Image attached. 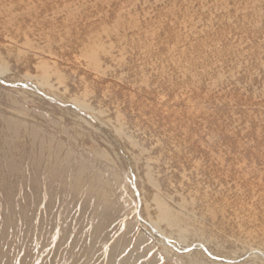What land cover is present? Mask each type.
I'll list each match as a JSON object with an SVG mask.
<instances>
[{
	"label": "bare ground",
	"instance_id": "6f19581e",
	"mask_svg": "<svg viewBox=\"0 0 264 264\" xmlns=\"http://www.w3.org/2000/svg\"><path fill=\"white\" fill-rule=\"evenodd\" d=\"M0 39L10 40L0 45L2 62L19 63L117 144L125 172L114 179L129 192L119 199L136 203L144 231L177 264H264V0H0ZM77 56L100 83L120 84L124 100L112 108L70 84L86 81L60 66ZM240 85L252 94L242 104L254 108L232 115L253 122L243 137L254 148L230 156L206 136L219 134V116H207L204 101L223 105L219 90ZM44 166L55 173L49 156Z\"/></svg>",
	"mask_w": 264,
	"mask_h": 264
},
{
	"label": "rangeland",
	"instance_id": "374dc122",
	"mask_svg": "<svg viewBox=\"0 0 264 264\" xmlns=\"http://www.w3.org/2000/svg\"><path fill=\"white\" fill-rule=\"evenodd\" d=\"M9 41L0 39V45ZM45 57L47 62L57 60L55 55ZM81 60L77 56L68 64L59 63L69 75L86 76L84 83L71 79L70 84H85L87 93L108 97L112 108L124 100L120 84L112 85L109 82L116 81L109 79L100 83L104 76L88 70ZM0 65H7L0 72V264H177L175 253L144 231L136 203L120 201L119 191L129 192L127 182L114 179L125 170L111 137H104L80 111L60 106L16 61ZM29 82L38 88H30ZM250 93L248 86L240 85L219 90L223 105L204 101L207 116H219L214 121L219 136L210 129L206 136L219 137V151L230 156H249L254 148L243 137L251 136L253 122L232 115L254 108L242 104ZM232 96L239 102L220 101ZM257 134L264 139V131ZM48 156L56 169L53 175L44 169ZM70 176L76 181H69ZM104 191L111 199L108 207L101 202Z\"/></svg>",
	"mask_w": 264,
	"mask_h": 264
}]
</instances>
